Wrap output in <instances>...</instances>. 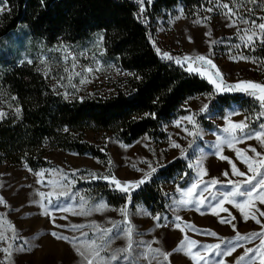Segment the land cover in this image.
Returning <instances> with one entry per match:
<instances>
[{
  "label": "rangeland",
  "instance_id": "obj_1",
  "mask_svg": "<svg viewBox=\"0 0 264 264\" xmlns=\"http://www.w3.org/2000/svg\"><path fill=\"white\" fill-rule=\"evenodd\" d=\"M153 1L145 0V3L152 4ZM0 6H3L4 9L0 12L1 16L8 10V4L2 2ZM224 12L215 16L211 13L194 16L186 13L182 6H177L165 12L162 17L153 20V41L155 42L153 44L162 53H177L182 57L186 55L207 56L220 69L229 84H237L242 81L264 84V58L259 56L264 45L257 42L254 48L245 47L239 37L241 30L250 27L251 23L244 24L237 20L235 26H229L231 21ZM245 12V15L240 13L238 15L243 16L249 22L255 21L257 24L264 22L262 19L264 18V2L254 9L251 6L245 8ZM204 17H210V20L198 23ZM207 33H211V35H207ZM0 40H2L0 57L4 52L11 55L13 62L18 61L33 66L44 76L50 87L67 100L113 95L122 85V79L127 77L120 66L107 58L101 34L93 35L81 43L58 42L48 45L43 41L32 39L27 28L21 26L11 35L2 37ZM212 41L215 43L213 44ZM66 53L71 54L68 59H65ZM240 56L248 57V59H239ZM71 57H75L77 65L75 69L72 68ZM88 68H92L93 71H86ZM76 72L81 75L76 76ZM69 75L72 76L71 80L68 79ZM82 79L86 82L81 83ZM215 93H217L216 89L212 93L189 99L182 108L186 113L177 115L163 126V130L167 133L165 139L144 136L133 144H125L114 133L87 131L85 133L86 140L107 155L104 160L88 154L79 155L75 152L55 150L46 157L50 166L36 171L31 170L23 163L1 165L0 197L3 198L5 204H0V215L14 225L21 237L15 241L9 240L0 243V248L7 247L8 243L13 244L11 264H84L83 258L78 255L73 244L57 240L50 233L55 231L70 239L75 238V244L80 246L83 242L95 239L98 235L94 229L88 227L89 225L97 224L101 228H111V222H122L125 219L119 211L125 206V203L119 206L111 205L101 195L96 185H107L113 195L119 198L125 199V194L117 190L110 180L99 177L114 175L122 183L137 181L150 171L149 163L156 168L152 174L153 177L158 170L177 159L188 163L192 170L191 179L182 184L187 174L177 171L173 178L162 182V188L169 200L166 213H154L143 204L134 205L131 202L128 205L130 214L128 219L131 220L135 228L133 250L130 256L126 257L121 254L119 259L110 261L109 264H160L162 257L153 258L147 251L148 245H151L153 249L160 248L164 252L172 253L169 257L170 264H194V261L185 253L175 251L185 233L190 239H194L200 244L220 242L217 237L208 235L209 231H214L218 237L226 239L234 238L237 232L242 235L259 233L264 227V217L256 213L261 220L260 224L251 218L245 220L243 214L233 204H225L224 207L228 209V212H220L219 215H214L211 208L207 206L201 207L197 211L195 207L181 208L177 205V201L181 199L180 190L186 189L193 181L197 180L201 169L207 171V175L203 176L204 181L212 178L221 181V184L216 185L212 191L226 192L231 189V185L227 183L228 180L239 181L246 178L234 176L231 172L229 160L235 163L240 171L247 173V167L238 158L237 150L248 156L254 155L251 148L264 152V146L260 141L246 137L231 147L225 145L222 150L218 151L219 139L226 135L223 128L227 127L229 118L234 122H246L249 132H260V125L264 124V115H261L264 113V108L259 103L252 102L245 95L239 97L238 102L231 101L229 105L225 106L219 101L210 108V102ZM210 95L211 99H209ZM204 104L208 105V112L201 113L200 109ZM0 108V111L7 115L16 112L17 109L8 96L4 95L0 97ZM193 114H195L200 130V134L196 137L188 136L183 130L184 127L192 128V125L187 121H183L181 127H176L177 121ZM240 135L243 136V134ZM173 141L180 144L181 148L172 147ZM181 149L185 150L184 153ZM221 155L227 157L228 160L221 159ZM198 160L200 168L196 166ZM225 171H228V176L223 175ZM40 172H44L43 177L37 175ZM91 174H96L98 178H93ZM247 174L251 175V173ZM54 180L67 185L66 190L70 195L61 197L58 203L61 207H68L71 211L64 212L50 208L49 215H44V209L38 203L40 201L38 192L52 191L50 182ZM57 190H60L59 184ZM136 190L138 189L134 191ZM208 195L205 193V196ZM81 197L86 201L88 209H93L99 203H104L108 207L93 210L88 215H76L74 213L80 211ZM53 200L55 201V197ZM210 203L214 202L209 197L206 204ZM45 205H47L46 201ZM257 207L264 211V205L257 203ZM217 211L220 210L217 209ZM146 212L161 214L164 219L159 223L163 226H157L158 222L149 218L145 214ZM176 216L181 217V220L177 221ZM232 216L235 219L231 224L220 222L222 218L231 219ZM62 217H67V219ZM52 218L55 219V225L63 227H55ZM187 224L193 225L197 231L188 229ZM232 224H235V230ZM72 225H84L85 227L73 230ZM5 229H7L5 235L11 237L12 230L7 228V225L0 228V231ZM181 229L184 231L182 232ZM83 233H87V237ZM24 241H29L30 247L26 246L28 250L19 251L18 249L24 244ZM258 244L259 239L252 242L243 241L237 245L231 255L213 258L223 260L224 264H237V259L244 255L246 249L254 248ZM126 246L127 240L121 236V238L113 240L102 255L110 257L114 251ZM4 256L5 254L0 251V260H3Z\"/></svg>",
  "mask_w": 264,
  "mask_h": 264
},
{
  "label": "trees",
  "instance_id": "obj_2",
  "mask_svg": "<svg viewBox=\"0 0 264 264\" xmlns=\"http://www.w3.org/2000/svg\"><path fill=\"white\" fill-rule=\"evenodd\" d=\"M2 2L8 4V10L0 16V38L11 35L21 26L27 28L32 39L48 45L81 43L101 34L107 58L120 66L127 77L113 95L67 100L50 87L37 69L13 62L11 55L3 52L0 97L8 96L21 112H12L0 119V166L23 163L36 171L50 166L46 157L55 150L106 159L100 148L86 140L85 133L89 130L114 133L125 144H133L144 136L165 139L167 133L163 126L186 113L182 108L189 99L215 90L209 80L186 71V65L181 67L161 58L153 44L152 22L177 6H182L189 15H220L226 10L217 7L218 0H154L152 4L145 3L144 12L140 11L137 0ZM223 2L232 6L230 0ZM261 2L264 0L255 3L239 0L238 13L244 14L245 8L254 9ZM208 8L213 11H207ZM259 56L264 58V49ZM243 95L259 103L248 94L232 91L215 93L210 108L219 101L225 106L231 101L238 102ZM177 171L187 174L182 184L191 179L188 163L177 159L131 193L133 204H143L154 213H166L169 200L162 182L173 178ZM96 186L111 205L125 203L107 185Z\"/></svg>",
  "mask_w": 264,
  "mask_h": 264
},
{
  "label": "snow or ice",
  "instance_id": "obj_3",
  "mask_svg": "<svg viewBox=\"0 0 264 264\" xmlns=\"http://www.w3.org/2000/svg\"><path fill=\"white\" fill-rule=\"evenodd\" d=\"M149 2H151V0H149ZM230 2L232 3L231 7L229 6V3H224L223 0H218L217 7L226 10L224 14L231 21L229 26H235L237 20L244 24L251 23L250 27L241 30V35L239 38L244 43V46L254 48L257 42H259L261 45H264V22L259 24H257L255 21L249 22L243 16L238 15L239 8H237V4L239 3V0H230ZM248 2L255 3L256 0H248ZM137 3L141 6L140 11L144 12L146 10L144 8L145 0H137ZM234 8L236 9L235 11ZM3 10V6H0V12ZM207 11L211 12L213 9L208 8ZM233 17H236V19H233ZM209 20L210 17H204L202 21H198V23L207 22ZM207 35H211V33H207ZM153 43L155 42L153 41ZM212 43L214 44L215 41H212ZM156 52L161 55L162 59L173 61L181 67L187 65L186 71L189 73L206 77L210 83L215 85L217 93L229 91L245 92L246 94L254 97L260 103L261 107L264 108V84L253 81H242L237 84H227L223 79V74L221 73L220 69L213 63L211 59L205 55H186L183 57H174L167 52L161 53V50L158 47L156 48ZM70 55V53H66L65 59H68ZM71 59L72 68L75 69L77 67L75 57H71ZM239 59H248V57L240 56ZM193 65H195V67H193ZM209 68L215 69V72H210L208 70ZM86 71L92 72L93 69L88 68ZM75 75L79 76L81 74L76 72ZM68 79L71 80L72 76L69 75ZM80 82L85 83L86 81L82 79ZM209 99H211V95L209 96ZM15 111L17 114H20L21 109L17 108ZM200 112H208V105L204 104L200 109ZM6 115L7 114L5 112L0 111V119H3ZM261 115H264V113H261ZM183 121H187L188 124L192 125L191 129L187 127H184L183 129L188 136L196 137L200 134L199 125L195 119V114L185 116L182 118V120L177 121L176 127H181ZM260 128V132L252 133L247 131L248 124L246 122H234L229 118L227 127L223 128V132L226 135L220 137L219 139L218 151L222 150V147L225 145L231 147L245 137L249 139L255 138L260 141L262 146H264V124H261ZM240 134H243V136ZM172 147L181 148V145L173 141ZM181 151L184 153L185 150L181 149ZM251 152L254 153L253 156L242 154L239 150H237L238 158L246 165L247 173H251V175L240 171L236 167V164L231 160L228 161L231 164L232 175L237 177H246L245 179L239 181L228 180L227 183L231 185V189L229 191H212L216 185L221 184V181L216 178L204 181L203 176L207 175V171L201 169L199 178L193 181L186 189L180 190L181 199L177 201V205L181 208L195 207L197 211H199L201 207L207 206L211 208L214 215H219L220 212H228V209L224 207L225 204H233L243 214V218L245 220L251 218L255 220L257 224H260L261 220L258 218L256 213H259V216L264 217V211L257 207V203L264 205V171H262L264 170V152L257 151L255 148H251ZM220 158L223 160H228V158L224 157L223 155H221ZM196 166L200 168L199 160L196 162ZM149 167L150 171L145 173L142 178L137 181L122 183L116 179L114 175L99 177L105 180H110L112 185H114L117 190L125 194V206L119 209L121 215L125 217L122 222H111V228H101L97 224L89 225L88 227L94 229L98 235L95 239L85 241L80 246L75 244V238L70 239L68 236L62 235L55 231L51 232L50 234L57 240L67 241L70 244H73V247H75L78 255L83 258L84 264H109L110 261L119 259L121 254H124L126 257L130 256L133 250V235L135 228L131 220L128 219L130 215L128 212V205H130L132 202V191L139 189L145 183L150 182L152 174L156 171V168L152 167L150 163ZM37 175L43 177L44 172L37 173ZM91 175H93V178H98L96 174ZM223 175L228 176V171H225ZM40 182L42 183L43 181ZM50 183L52 184V191L47 193L38 192L40 197V201L38 203H40V206L44 209L43 214L49 215L50 208H55L56 210L64 212L71 211V209L68 207H61L58 203L61 197H68L70 195V193L66 190L67 185H64L61 181L56 180L51 181ZM58 184L60 185V190H57ZM205 193H208L209 195L205 196ZM53 197H55V201L53 200ZM209 197L214 203L206 204V201H209ZM80 199L82 203L80 205V211L74 213L76 215H88L93 210H100L108 207L104 203H99L93 209H88L86 208V201H84V198L81 197ZM45 201L47 202V205H45ZM0 204H5V201L2 197H0ZM217 209L220 211L218 212ZM246 209L248 211H245ZM145 214L149 216V218L157 221V226H163L161 223H159L162 221V219H164L161 214H152L151 212H146ZM62 218L67 219V217ZM175 219L180 221L181 217L176 216ZM234 219V216H232L231 219L222 218L220 222L231 224L232 220ZM52 222L55 227H63L61 225H55L54 218H52ZM4 225H7V228L12 230V235L11 237L5 235V231L7 229L0 231V243L9 240L15 241L16 239H21L18 232L15 230L14 225H12L6 220V218L0 215V228H2ZM71 227L73 230H78L85 226L72 225ZM177 227H179V224H177ZM186 227L192 231H197V229H195L191 224H187ZM232 227L234 230L236 229L235 224H232ZM181 231L183 232L184 229H181ZM207 234L212 237H217L220 242L212 244H200L198 241L190 239L185 233L183 239L175 251L185 253L191 258L192 261H194V264H202V262L203 264H224L223 260H216L213 257L231 255L236 250L237 245L241 242H252L256 239H259V244L254 248L246 249L244 255L237 259V264H257V262L258 264H264V227H262V230L259 233L253 232L242 235L237 232L236 236L232 239L220 238L214 231H209ZM83 235L87 237L88 234L83 233ZM121 236L126 238L127 246L117 249L110 257H105L102 255V253L109 247L111 242L115 239L121 238ZM156 243H159V241H156ZM26 246L30 247L29 241H24V244L18 250H28V247ZM0 251L5 254L4 259L0 260V264H11L13 244L8 243L7 247L0 248ZM147 251L152 255L153 258L162 257L160 264H170L169 257L172 255V253L164 252L160 248L153 249L151 245H148Z\"/></svg>",
  "mask_w": 264,
  "mask_h": 264
},
{
  "label": "water",
  "instance_id": "obj_4",
  "mask_svg": "<svg viewBox=\"0 0 264 264\" xmlns=\"http://www.w3.org/2000/svg\"><path fill=\"white\" fill-rule=\"evenodd\" d=\"M208 70H210V71H212L213 72V70L214 69H211V68H209ZM214 73V72H213ZM223 79H224V81L226 82V80H225V78L223 77ZM227 83V82H226ZM227 84H229V83H227ZM234 93H238V92H240V93H245V92H241V91H233Z\"/></svg>",
  "mask_w": 264,
  "mask_h": 264
}]
</instances>
